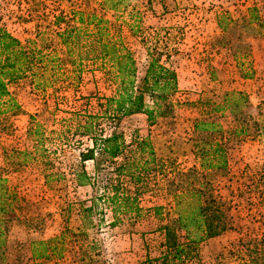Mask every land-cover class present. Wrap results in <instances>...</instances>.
<instances>
[{
  "label": "rangeland",
  "instance_id": "374dc122",
  "mask_svg": "<svg viewBox=\"0 0 264 264\" xmlns=\"http://www.w3.org/2000/svg\"><path fill=\"white\" fill-rule=\"evenodd\" d=\"M98 1L1 0L0 26L21 42L36 37V45L42 47L64 26L63 21L54 22L57 15L67 16L70 10L103 13ZM251 6L256 8L257 20L247 22ZM104 15L112 24H120V37L133 52L139 72L145 57L142 33H157L162 40L167 37L168 45L176 48L168 63L177 78L171 112L152 125L140 113L118 124L130 145L135 138L146 137L162 165L152 167L144 180L138 193L142 207L138 217L120 215V221L110 226L111 212L99 202L103 210L100 215L94 213L88 225L79 210L80 203L88 204L91 188L75 186L71 175L78 151L88 145L77 128L87 113L100 112L99 103L112 94V84L91 62L79 72L78 80L69 76L44 89L36 88L29 76L10 83L8 89L19 109L0 115L1 201L6 209L0 213V264H123L122 260L138 261L144 249L148 251L145 255H157L162 235L156 232L163 221L145 209L155 204L166 207L170 162L180 170L197 166L192 122L200 111L198 98L217 102L228 90H240L247 96L243 108L246 133L228 136L227 172L209 178L214 193L229 205L235 229L202 241L192 264H232L245 257L248 249L264 251V206L255 188L240 184L242 179L248 182L244 174L264 167L263 131L254 130L252 124L264 125V0H128L125 11L106 10ZM124 22L137 23L139 33L131 34ZM109 32H114L112 27ZM50 50L60 54L62 47L55 45ZM219 121L226 132L241 124L227 113ZM29 126L39 128L48 161L46 172H51L47 180L35 150L39 144L28 134ZM84 165L91 169V161ZM238 186L241 189L236 193ZM59 235L63 237L59 257H30V241Z\"/></svg>",
  "mask_w": 264,
  "mask_h": 264
},
{
  "label": "trees",
  "instance_id": "16d2710c",
  "mask_svg": "<svg viewBox=\"0 0 264 264\" xmlns=\"http://www.w3.org/2000/svg\"><path fill=\"white\" fill-rule=\"evenodd\" d=\"M98 3L103 13L70 10L67 16L57 15L54 22L59 24L63 21L64 26L54 31L53 38H48V43L42 47L36 45V37L21 42L0 26V115L15 113L19 109L8 89L10 83L29 76L36 88L44 89L53 81H64L69 76L78 80L79 72L85 65L96 63L112 84L113 92L99 103V113H87L78 125L77 133L87 138L88 145L78 151L77 165L71 175L75 186L91 188L86 199L88 204L80 203L82 219H87L89 225L90 217L102 212L103 208L98 204L103 202L111 212L108 224L113 226L120 221V215L134 218L140 215L142 207L138 193L146 184L144 180L152 167L160 169L162 165V161L154 156L146 137L135 138L133 146L125 141L118 129L119 121L140 113L145 116L147 124L152 125L157 118L171 112L170 97L177 90V78L168 63L176 48L168 45L167 37L162 40L163 36L157 33H142L140 40L145 57L139 72L133 52L120 37V24H112L104 15L106 10L125 11L128 0H99ZM255 11V6L248 8L250 15L247 22L257 20ZM129 18L134 19L131 13ZM126 25L131 34L139 33L137 23ZM111 27L112 34L109 32ZM220 27L227 29V25L220 24ZM55 45L62 47L60 54L50 50ZM47 47L49 50L46 51L44 48ZM247 101V96L240 90L224 91L217 102L198 98L196 104L200 106V111L192 122V131L196 132L192 149L197 166L180 170L171 162L168 164L170 176L166 178V183L169 199L166 207L155 204L145 209L151 210L155 217L163 221L157 227L162 235L158 254H146L134 264H192L198 259V247L202 241L235 229L229 205L214 193L209 177L226 174V141L230 134L246 131L243 108ZM223 113L241 124L226 132L219 121ZM249 117L247 114V119ZM252 124L254 130L259 129L264 135V125L260 126L255 121ZM27 132L39 144L35 150L43 161V177L47 180L51 172H46L48 161L43 156L45 150L41 146L39 128L29 126ZM118 158L120 160L117 161ZM85 161H91L90 170L85 168ZM101 172L102 177L99 176ZM243 177L248 182L244 183L242 179L240 184L255 188L264 206V167ZM3 181L0 178V184ZM240 189L238 186L236 193ZM2 194L0 185V213L6 210L1 201ZM6 206L9 204L6 203ZM163 211L164 217L161 216ZM62 239L59 235L53 239L30 241V257H59L63 250ZM51 241L55 244H50ZM232 264H264V251L248 249L245 257Z\"/></svg>",
  "mask_w": 264,
  "mask_h": 264
},
{
  "label": "crops",
  "instance_id": "0c3cea01",
  "mask_svg": "<svg viewBox=\"0 0 264 264\" xmlns=\"http://www.w3.org/2000/svg\"><path fill=\"white\" fill-rule=\"evenodd\" d=\"M136 114H138V113H136ZM133 115H134V114H133ZM156 234H159V235L161 236V233H159V231L156 232ZM134 236H135V235L130 234V237H134ZM134 239H135V237H134ZM136 243H137V242L132 243V246H135ZM134 248L137 249V247H134ZM134 248H133V250H134ZM145 253H148V251L144 249V251L142 252V256L140 255L139 258L142 259V258L145 256ZM140 259H139V260H140ZM132 261H137V260H122L123 264H131Z\"/></svg>",
  "mask_w": 264,
  "mask_h": 264
},
{
  "label": "built area",
  "instance_id": "2783aa9c",
  "mask_svg": "<svg viewBox=\"0 0 264 264\" xmlns=\"http://www.w3.org/2000/svg\"><path fill=\"white\" fill-rule=\"evenodd\" d=\"M2 7V2H1V0H0V8Z\"/></svg>",
  "mask_w": 264,
  "mask_h": 264
}]
</instances>
